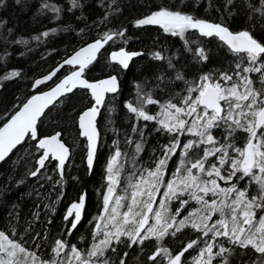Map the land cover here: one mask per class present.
<instances>
[{"label": "snow or ice", "instance_id": "1", "mask_svg": "<svg viewBox=\"0 0 264 264\" xmlns=\"http://www.w3.org/2000/svg\"><path fill=\"white\" fill-rule=\"evenodd\" d=\"M23 5L33 6L28 0ZM140 7L129 24L159 33L148 53L128 49L129 28L117 23L125 10L120 0H39L34 19L57 27L19 39L7 28L5 44L29 53L33 42L47 44L61 32L74 33L77 45L38 75L8 69L12 52H0V93L9 84L18 92L0 115V163L19 153L32 165L27 177L56 190L67 182L76 147L69 125L88 175L98 163L105 113L115 138L96 215L88 220L90 243L82 248L65 239L88 214L86 191L67 206L56 236L35 231L33 221L21 226L13 206L0 227V264H264V0H207L205 14L198 12L204 0H146ZM209 10L216 18L208 17ZM67 16L85 26L64 25ZM7 24L0 21V29ZM170 38L179 47L168 45ZM53 55L60 50L41 59L46 63ZM145 55L150 75L133 81L134 91L125 97L122 74ZM97 71L100 76L90 75ZM63 197L60 192L56 200ZM44 206L56 212L55 202ZM33 219L38 222L39 213ZM53 223L50 215L46 224ZM173 240L180 243L172 246Z\"/></svg>", "mask_w": 264, "mask_h": 264}, {"label": "trees", "instance_id": "2", "mask_svg": "<svg viewBox=\"0 0 264 264\" xmlns=\"http://www.w3.org/2000/svg\"><path fill=\"white\" fill-rule=\"evenodd\" d=\"M146 0H120L121 7H124V15L120 17L117 23H122L129 28L128 36L130 37L127 47L133 51H144L145 53L150 52L153 49V43L159 35L155 28L148 31L133 29L129 24V20L137 16L141 9L140 5L144 4ZM156 3H160L161 0H155ZM171 2V0H169ZM224 0H213L214 5H222ZM6 7H0V21H8L7 27L0 29V52H3L5 47L8 51L12 52V56L8 60L7 68L12 67H23L26 71H31L33 75H38L41 72H46L49 67L53 66L57 61L61 59L64 54V50L70 44L76 46L77 38L75 34H68L61 32L55 37L51 38L47 44L41 42L39 46L35 42L32 43L34 51L27 52V50L20 45L5 44V37L8 35L7 28L13 29L14 38L19 39L21 36L28 38L30 35H34L38 31H42L46 27H57L56 23H52L49 19L40 18L39 20L34 19L36 13V7H38L39 0H28V3L33 5L30 8H25L22 4L17 5L15 0H5ZM60 3H64V0H60ZM240 3V0H237ZM126 6V7H125ZM207 7V0H204V7H201L198 12L199 14H205L204 8ZM99 11L93 12L89 15L87 23H91L93 19H96L99 15ZM76 15H80L79 12ZM209 18H216L217 14L213 10H209L207 13ZM241 21L238 19L237 23ZM64 25H72L74 28H83L85 26L84 21H77L74 17L67 16L62 22ZM161 42H165L164 37H160ZM168 45H175L179 47L180 42L177 39H168L166 42ZM214 52H216V45H211ZM56 48L60 50V56L53 55L45 63L41 58L46 56L48 51ZM70 50V48H69ZM111 50L108 49V51ZM25 52L24 56H20V52ZM107 52L105 56H107ZM220 59L223 63L227 64L231 61L225 59L223 54H219ZM105 61L102 59L101 64ZM152 61L149 60L148 55L138 57L130 64V69L122 74V88L124 96L128 97L134 91L133 81L142 80L145 76L150 75L149 66ZM216 66H219L217 63ZM5 69L0 67V74ZM110 69H105V72ZM90 75L100 76V72L90 73ZM17 92L16 85L9 84L7 90L0 93V115H3L2 109L5 106H10L9 101L13 94ZM124 122L117 117L116 126L121 129V135L124 131ZM101 133H102V145L98 153V163L96 164L95 171L92 175H88L82 162L83 153L79 150V141L76 140V134L74 129L69 125V142L76 145L73 149L74 156L72 157V163L66 171V183L62 186H57L56 190H53L51 184H45L44 188H40L37 182L27 177L28 169L31 168V163L23 159L21 154H17L12 157L7 163L0 164V227H2L8 220L9 213L12 212L13 206L20 213L19 224L26 227L25 221H33L32 227L37 232H43L49 230L52 236H56L58 233L63 232V215L66 211L67 206L70 202L74 201L78 194L86 191L88 193V214L82 223V226L72 236H65L73 244H77L79 247H85V241L90 243L89 235V224L94 214L96 215L98 203L100 200V191L102 190L103 171L105 159L110 155L109 149L112 148V140L115 138L113 133L110 131V126L107 122V113L101 118L100 121ZM130 131V130H129ZM68 136V133L65 134ZM106 142V143H104ZM156 144V140L153 139L147 145V150L143 154L144 160L147 161L151 154L153 146ZM127 168L131 167L129 163L126 165ZM127 175V172L124 173ZM76 178V179H74ZM23 179L24 183L18 186V181ZM35 190V191H34ZM63 192L64 197L62 200L57 201L56 196ZM55 202L56 212L50 213V209L44 205ZM39 206V207H38ZM33 213H39V221H34ZM54 220L52 225L46 224L49 216ZM23 227L21 233H23ZM83 237V239H81ZM187 239V237H183ZM180 243L179 240L171 241L172 246H177ZM47 245L45 243V249ZM195 253H193L194 255ZM50 255V252H49ZM245 260L248 257L244 258Z\"/></svg>", "mask_w": 264, "mask_h": 264}, {"label": "rangeland", "instance_id": "3", "mask_svg": "<svg viewBox=\"0 0 264 264\" xmlns=\"http://www.w3.org/2000/svg\"><path fill=\"white\" fill-rule=\"evenodd\" d=\"M105 162H106V159H105ZM104 167H105V163H104ZM104 169V168H103ZM104 172V171H103ZM93 216H94V214H93ZM93 216H91V217H93ZM31 243V242H30Z\"/></svg>", "mask_w": 264, "mask_h": 264}, {"label": "water", "instance_id": "4", "mask_svg": "<svg viewBox=\"0 0 264 264\" xmlns=\"http://www.w3.org/2000/svg\"><path fill=\"white\" fill-rule=\"evenodd\" d=\"M112 50V49H111ZM111 50H109V52L111 51ZM133 51V50H132ZM138 58V57H137ZM136 58H134V60H135ZM133 62V61H132ZM1 164V163H0ZM66 212V211H65Z\"/></svg>", "mask_w": 264, "mask_h": 264}]
</instances>
